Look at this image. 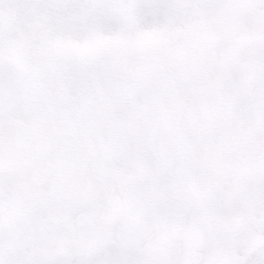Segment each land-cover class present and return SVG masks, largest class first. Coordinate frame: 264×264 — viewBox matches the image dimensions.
Instances as JSON below:
<instances>
[{
  "label": "snow or ice",
  "instance_id": "6c2138e0",
  "mask_svg": "<svg viewBox=\"0 0 264 264\" xmlns=\"http://www.w3.org/2000/svg\"><path fill=\"white\" fill-rule=\"evenodd\" d=\"M0 264H264V0H0Z\"/></svg>",
  "mask_w": 264,
  "mask_h": 264
}]
</instances>
